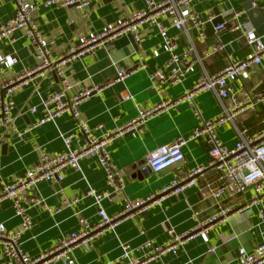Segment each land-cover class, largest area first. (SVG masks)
Instances as JSON below:
<instances>
[{"label":"crops","instance_id":"crops-1","mask_svg":"<svg viewBox=\"0 0 264 264\" xmlns=\"http://www.w3.org/2000/svg\"><path fill=\"white\" fill-rule=\"evenodd\" d=\"M89 1L90 5L83 9L76 6H49L41 7L36 12L39 27L51 40L53 58L60 57L75 46L81 35L100 32L107 23L128 17L144 7L143 0ZM253 7L252 0H192L193 10L202 16L208 15V9H212L213 16L215 8L219 9L220 14L242 10L241 20L252 26L247 12ZM256 7H260L264 13V0H260ZM14 11V0H0V22L8 20ZM226 19L230 21V16ZM162 20L167 25L171 24L166 16ZM169 32L179 35L181 51L191 43L199 52L217 41L227 47L204 60L203 65L197 66L195 72L187 75L182 83L160 84L152 80L150 75L164 68L169 55L160 48L158 29L144 24L140 28L139 42L133 34L123 33L106 45L97 47L93 54L77 56L67 64L65 71L72 84L70 95L86 88L98 87L79 105L82 118L88 121L98 135L127 125L143 109L179 97L186 88L193 85L200 72L214 73L219 70L226 62L227 52L239 59L250 51L245 39L229 29L220 34L214 31L211 35L206 30L207 39L204 41L199 40L193 29L180 32L169 26ZM13 37V41L6 39L0 42V50L16 59L13 66L3 71L0 88L5 82L16 79L23 71L36 65L30 39L21 31L15 32ZM157 49L158 56L154 54ZM121 68L127 69L130 74L123 82H117L115 79ZM61 86L59 77L50 69L43 75H34L26 84H21L13 94V113L17 116L18 129H25L42 118L45 113L42 101L58 92ZM233 87L241 90L237 83ZM244 87L252 91L263 89V69L257 68L244 83ZM223 103L227 104L228 100ZM223 103L215 92L202 91L197 94L194 103L185 101L171 105L150 116L136 131L114 137L107 147L112 165L123 180L122 185L110 186L98 158L86 156L81 160V170L72 167L64 169L62 182L41 181L35 189L29 191L31 196L43 200L29 209L32 219L29 229L22 231L21 218L15 214L10 201L0 205V222L10 229L22 231L24 250L32 257H38L55 249L63 237L75 231L80 217L97 223L100 221V208L109 215H121L128 203L146 200L132 214L122 215L112 226H106L91 246L82 242L75 245L72 252L76 263L111 264L119 259L123 244H129L136 256L165 249L148 264H221L235 260L240 247L252 250L264 240L260 207H245L252 187L241 194L224 196L220 200V204L230 208L231 212L226 219H220L210 226L208 241H205L199 234L193 233L197 223L193 212H197L198 220L204 221L218 209L217 200L211 196L204 198L200 190L207 181H215L218 176L217 169L210 165V145L206 139L189 140L184 146L185 161L180 165L159 174L151 173L146 166L147 155L153 149L192 133L197 123L195 108L204 117L212 118L223 110ZM32 108H36V112H31ZM237 128H246L250 134L264 129V105L255 112L241 115L236 125L227 123L221 126L219 134L225 144L232 146L238 140ZM68 132L75 136L73 148L86 143L85 135L78 129L76 119L70 112L59 114L21 137L6 132L0 126L1 179L6 182L14 180L36 165L44 152L53 155L64 151L62 134ZM4 144H7L6 148ZM196 166L205 167L198 176L197 186H190L179 193L161 192L173 177H183ZM90 187L97 192H109L100 206L95 205L94 199L86 195ZM64 200L69 203L65 204ZM178 237L182 243L176 240ZM212 247H216L215 252L210 251ZM0 264H7L1 248ZM41 264L65 263L62 259L49 258Z\"/></svg>","mask_w":264,"mask_h":264},{"label":"built area","instance_id":"built-area-1","mask_svg":"<svg viewBox=\"0 0 264 264\" xmlns=\"http://www.w3.org/2000/svg\"><path fill=\"white\" fill-rule=\"evenodd\" d=\"M144 7L134 14L119 18L114 22L107 23L100 32H90L81 35L75 46L69 48L63 55L53 58L51 54V40L47 38L39 27L36 20V12L41 7L76 6L80 9L90 5L89 0H14V14L6 21L0 22V42L3 40H14V33L21 31L29 38L34 49L36 65L32 69L23 71L16 79L5 82L0 88V126L6 132L16 133L19 137L24 133L54 119L61 113L70 112L76 119L77 127L85 135L86 143L79 148H73L72 143L75 136L72 132L62 134L65 150L57 154L42 153L40 161L33 167L27 169L23 174L10 182L0 177V205L4 201H10L15 214L21 218L22 231L32 226V219L29 214L30 207L41 203L39 197L31 196L29 191L35 189L41 181L64 180V169L72 167L81 170V160L86 156H96L107 174V183L110 186L123 184L119 172L113 167L111 154L107 144L116 136L125 132H134L153 114L170 107L179 105L185 101L194 103L195 97L202 91H213L222 101L223 110L212 118L204 117L195 108L194 114L197 123L192 133L187 136H179L174 141L159 145L147 155L146 166L151 173L159 174L172 167L180 165L185 161L184 146L189 140L205 138L210 145V165L218 171L215 181H207L201 187L204 198L211 196L217 200L218 209L208 219L200 221L196 218L197 212H193L196 225L193 233L199 234L205 241H208V233L211 225L220 219H226L231 209L223 207L220 200L224 196H236L252 187L245 207L257 205L260 207L261 223L264 224V129L250 134L246 128H237L239 138L234 145L229 146L223 142L219 134V128L227 123L236 125L241 115L249 111H257L264 104V88L258 91L248 90L244 83L256 72L257 68L263 69L264 80V35H259L256 29L241 20L242 10H232L222 13L225 22L214 27V31L220 34L227 29L226 22L231 23L230 31L238 33L243 37L250 49L243 58H234L233 54L227 52V59L224 65L214 73L200 72L190 88L176 98L165 100L153 108L139 111L137 117L127 125L118 128L113 132H106L98 135L89 125L88 121L82 118L79 109L80 103L90 95L96 88H86L74 95L69 91L72 87L71 80L65 71L67 64L77 56L93 54L99 46H104L113 41L123 33H131L136 41H140V28L144 24L155 26L161 37L160 48L168 53V60L162 69L153 71L150 75L152 80L160 84L182 83L187 75L194 73L196 67L203 65V61L213 54L226 50V45L217 41L202 52H199L194 43L181 51L179 49V35L170 34L169 26L177 31L193 29L196 31L199 40L207 39L206 24L213 20L212 9H208V15L202 16L192 8V0H143ZM260 0H252L253 6H257ZM166 16L170 19V25L163 22ZM230 16V21H227ZM154 54L159 55L158 49ZM16 59L11 54L0 50V78L6 68L14 65ZM47 69L53 70L62 84L58 92L53 93L42 101L45 113L34 124L25 129H18L17 116L13 113L15 101L13 94L21 84H26L34 75H43ZM130 74L125 68H121L115 81L123 82ZM240 86V91L234 89L233 84ZM31 112H36L32 108ZM205 169L204 166H196L183 177H173L171 181L161 190L164 193H179L190 186L198 185V176ZM86 195L94 199V204L100 206L103 199L109 196V192H97L90 187ZM146 200L130 202L126 205L121 215H109L100 208L98 215L100 221L91 222L86 217H80L78 228L63 237L60 243L50 251L38 257L29 255L22 246V231L8 228L0 222V248L7 258V264H41L49 258L62 259L65 264H77L72 249L78 243H85L91 246L106 226H112L120 216L132 214L140 208ZM68 204V200H64ZM244 207H240L242 209ZM182 243L180 237L176 239ZM151 243H146L150 245ZM172 246V245H171ZM122 253L117 261L111 264H148L157 258L165 249H156L144 256H136L129 244L121 246ZM143 249V246L139 247ZM216 247L210 249L215 252ZM238 257L233 261H225L221 264H262L264 263V240L258 243L252 250L245 247L239 248Z\"/></svg>","mask_w":264,"mask_h":264},{"label":"water","instance_id":"water-1","mask_svg":"<svg viewBox=\"0 0 264 264\" xmlns=\"http://www.w3.org/2000/svg\"><path fill=\"white\" fill-rule=\"evenodd\" d=\"M214 13H215V17L213 18V20H211L210 22L206 24V28H207L206 30L209 35H211L214 32L215 26L225 22V19L221 16L218 8H215ZM247 15H248L250 22L256 28V32L259 35H263L264 34V13L262 9L260 7H253L248 10ZM225 27L229 29L231 27V23L226 22ZM3 147L6 148L7 144H4ZM143 171H145V168Z\"/></svg>","mask_w":264,"mask_h":264},{"label":"trees","instance_id":"trees-1","mask_svg":"<svg viewBox=\"0 0 264 264\" xmlns=\"http://www.w3.org/2000/svg\"><path fill=\"white\" fill-rule=\"evenodd\" d=\"M262 105H264V104H262ZM262 105H261V106H262Z\"/></svg>","mask_w":264,"mask_h":264}]
</instances>
